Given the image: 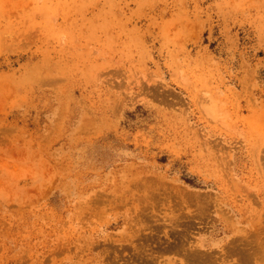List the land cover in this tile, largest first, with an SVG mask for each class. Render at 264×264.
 I'll return each instance as SVG.
<instances>
[{"label": "rangeland", "instance_id": "1", "mask_svg": "<svg viewBox=\"0 0 264 264\" xmlns=\"http://www.w3.org/2000/svg\"><path fill=\"white\" fill-rule=\"evenodd\" d=\"M0 264H264V0H0Z\"/></svg>", "mask_w": 264, "mask_h": 264}]
</instances>
